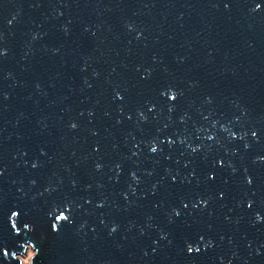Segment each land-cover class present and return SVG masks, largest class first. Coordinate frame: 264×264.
<instances>
[{"label": "water", "instance_id": "95a60500", "mask_svg": "<svg viewBox=\"0 0 264 264\" xmlns=\"http://www.w3.org/2000/svg\"><path fill=\"white\" fill-rule=\"evenodd\" d=\"M264 264V0H0V264Z\"/></svg>", "mask_w": 264, "mask_h": 264}, {"label": "rangeland", "instance_id": "374dc122", "mask_svg": "<svg viewBox=\"0 0 264 264\" xmlns=\"http://www.w3.org/2000/svg\"><path fill=\"white\" fill-rule=\"evenodd\" d=\"M34 253L31 249L27 248L23 256L20 257L21 264H30V259L33 257Z\"/></svg>", "mask_w": 264, "mask_h": 264}]
</instances>
